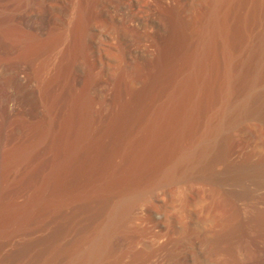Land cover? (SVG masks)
Instances as JSON below:
<instances>
[{
    "label": "bare ground",
    "instance_id": "bare-ground-1",
    "mask_svg": "<svg viewBox=\"0 0 264 264\" xmlns=\"http://www.w3.org/2000/svg\"><path fill=\"white\" fill-rule=\"evenodd\" d=\"M99 1L79 8L70 0H32L35 39L50 28L66 31L41 81L63 70L62 82L72 86L66 93L50 82L38 88L40 131L34 128L29 142L22 137L21 145L10 143L7 157L1 145L12 117L35 112L37 104L27 71L2 52L0 10V67L11 71L0 89H12L16 100L14 109L0 107V264H145L162 251L188 264L183 250L174 249L180 239L157 242L151 251L132 245L125 249L129 261L116 250L122 238L136 242L151 233L131 223L167 193H175L179 209L188 213L200 194L202 210L217 218L218 229L205 233L187 225L181 241L193 248L191 264L218 252L233 257L232 264H248L237 260L234 245L250 233L264 239V154L252 161L240 152L234 162L228 148L240 128L264 126V0H207L198 21L185 12L184 0H131L145 13L149 49L130 64L121 47L109 105L90 95L94 63L78 86L74 57L65 52L70 37L78 47L86 43L89 24L100 20ZM113 1L111 21L129 14L122 9L125 0ZM4 191L8 203L1 201ZM245 198L252 202L248 211ZM258 246L251 264H264V246Z\"/></svg>",
    "mask_w": 264,
    "mask_h": 264
},
{
    "label": "rangeland",
    "instance_id": "rangeland-1",
    "mask_svg": "<svg viewBox=\"0 0 264 264\" xmlns=\"http://www.w3.org/2000/svg\"><path fill=\"white\" fill-rule=\"evenodd\" d=\"M4 1L5 0H1V4H0V10L2 11L1 20L3 18L5 20V22H3L4 20L1 21V25H2L1 32L3 35V37L1 36L2 37L1 43L6 45L5 48H4V45L2 46V48L4 49V50L2 49V52L4 55L7 53L5 56H7L8 53H10L12 56L9 54L6 58L10 60L12 59L16 62L18 61L19 63L18 62L17 63L21 67H23L25 71H27V73L30 76L29 86L31 84L33 85V86L31 85L30 88L31 89L33 88L32 90L34 91V94L36 95L35 96L33 94V99H34L35 104H37L35 112L32 113L31 111L29 113V111L27 112L24 110L20 114V116L17 114L18 116L14 115L12 117L11 119L12 125L5 138L6 139L5 142H3L1 145L2 151L5 152V155L7 157V155L10 154L8 151H9V148H11L10 145L12 144V142H18L21 145V142L23 141L22 139L24 138L26 140L29 139L28 140L29 142L30 140H32V138L30 139L31 135L33 137V134L36 130L40 131V128H41L40 126L41 124L39 125L40 120L38 119L36 120V118H40V116H42L43 107L41 106V101L39 100V97H38V92H37L38 88L43 91L45 88L43 86H45L46 83L48 84L50 82L52 84L53 83L59 84L62 87H64L63 89H64V92L66 93L71 88L72 85L68 84V82H64V81L62 82V79H63L62 77L65 78V75H62V73L65 74L64 72H66V71L63 72V70L57 71L59 76L55 75L53 79L49 80V82L43 83V81H41L42 74L45 71L44 64L46 62H49L50 60L54 61L53 58L56 55V52H58V50L60 49V46L62 43L61 36H65L64 35L65 33L63 32L65 30L59 29V28H53V29L50 28L47 30V34L43 36L44 38L42 37L40 39L38 38L35 39V36H33L34 35L33 31L36 25L37 16H36V11H35L36 10L35 5L32 3V0H6L7 2L6 1L4 2ZM100 1L97 2L95 6V10L97 12L96 15L100 18V20L98 21L92 20L91 23L89 24L88 30H86L85 34L83 35L84 42H86L87 44L84 43L82 44L81 47H78L74 44V38L70 37L68 41V47H67L69 49H67V51L65 50V52L68 54V56L72 55L74 57V62H73V65L71 66V69L73 68L72 75L75 76L79 80L78 86L86 81V78H88V75H89V64L94 63L93 65L95 66V71H94L93 80H91L90 95L93 98H95L96 96V98L99 97L98 99H104L106 102V105H109L110 97L107 95V92L117 74L118 69L121 66V60L119 59V55L121 54L120 53L121 47L124 48L127 60L131 64L132 62H134L135 59L142 58L146 54L147 50L149 49V41H148L146 33L144 32V29L146 27L145 26L146 22H144L143 17H145V13L140 12L138 6L133 1L125 0V4H123L122 9L129 10L128 11L129 14L126 15L125 17L120 15L116 17L114 21H111L110 15L108 13V9L115 8V1L113 0H110L108 2H104L102 0ZM184 1L186 2L185 7H184L185 12L188 15L190 14L189 15L190 17L191 15L192 17L194 16L193 18H195V20L197 19L198 21L200 19V16H202V13H199V11L203 12L202 4L203 3L205 4L207 0H184ZM70 2L72 1L70 0ZM81 2L86 4L87 0H76L75 3L72 2L71 4L75 5L76 3H78L77 5L80 8V6L82 7L85 6V4L81 5ZM7 4H9V6ZM119 12L120 11H118V13ZM150 28L151 27L149 25L148 29ZM54 29H56V31ZM61 33H63V35H61ZM3 38L5 39V42ZM70 39L73 41H70ZM70 47L71 49L73 48L75 49L71 50ZM74 51H75V55H73ZM77 53L78 54L80 53L78 58H76ZM83 55L85 56L83 57ZM130 64L128 65V67H131ZM58 68H60V66ZM63 68L67 69V66L62 67V69ZM10 72H11L10 68L8 69V67L6 66L0 67V74H1L0 88H2L3 83H4L2 76L5 75L6 73L9 74ZM69 83H72V81H70ZM66 86H68V88ZM9 92H12V89L9 88L7 91H2L0 89V107L3 109H5V107L9 109L11 107L13 109L15 108V105H16L15 97L10 96ZM36 112L38 115H36ZM33 117H35V120ZM33 121L34 122L37 121L38 123L35 122L36 124L35 125ZM30 122L31 123L33 122L34 126L31 125ZM34 128H36V130ZM22 134L25 137L22 136ZM16 137L18 138L16 139ZM235 139L237 140H233V142L229 145L230 147L233 144L232 148H228L229 150L231 149L230 158H232L233 161L234 159H236V161L234 162H238L240 160V159L238 160V158L240 157L237 154L240 152L244 153L246 156H249L250 158L249 157L248 158L252 159V161L256 160L255 156H258L261 153L264 154L263 153L264 151V126L263 125L258 126V124H250L244 128H240L236 132ZM6 143H8V145H6ZM0 163H1V158H0ZM3 171H4L3 172V176H4V174L6 175L5 167ZM1 195H3V197L1 196L2 203H5L6 200H8L6 202L8 203L9 198H10L9 192L4 191V193H2ZM175 195H176L175 193L174 194L167 193L165 196L166 198L162 200L159 199V200L153 201L152 203L148 205L147 207L148 211L142 214L140 218H136L132 221L131 225H133V227L130 226L131 228H137L138 230H142L145 228L146 229L151 228L150 234L144 233L145 235H143V237L141 234V237H139V239L138 237L136 238V240H138L136 241L137 243L135 242L134 239L133 241L131 239L123 240V238L121 239V242L124 241L123 243H121L120 240L116 242V250L117 251L119 250L118 251L119 253L122 251L124 255H126L125 256L126 260L129 261L130 259H132V254L130 255L129 253L130 251H127L132 248L131 247L132 245L134 247L139 245L138 247H140V249L144 248L143 250L147 249V251H151L154 249V247L161 245V243L168 244L167 242L166 243L164 242L165 239H166L165 241H168L169 243L172 241H175L176 239H180L174 242L175 243L174 249L176 247H178L176 248L178 249V251H181L182 249L183 251L181 252L183 254L184 261H186V263L188 264H191L192 263L191 261L194 259L193 257H195L192 254L193 248L191 247L190 244L188 243L183 244L184 241H181L182 240L181 237L183 236L187 225H190L193 228L198 229V231L203 232V233L208 232L211 228H212L211 230L218 229L219 224L217 222V218L215 214L212 213L209 215V213L207 214V212L205 213V211L202 210L201 205L204 203V200L202 196H200V194H197V196L193 200L191 204V208H190L191 209L190 213L179 209L178 202H177ZM262 195H264V191ZM171 198H174V199H171ZM241 201H242L241 204L245 210H247L246 208H248V210L251 209L252 202L250 201L249 198L247 199L245 198V200L242 199ZM153 205L155 207H153ZM157 205H158V208H157ZM176 210L182 211L183 213L179 211L177 212ZM181 214H184V215H181ZM144 215H146V217ZM92 224L93 223L89 222L88 226H90L91 228ZM215 226H218V227L215 228ZM169 238L171 240L172 239L174 240L171 241ZM160 239L162 242L160 241ZM237 242L238 243L234 245L236 258L237 257L239 258V259L237 258V260H239L240 262L248 263V264L249 263L251 264L255 260H257L258 255H259L258 245L264 246V239L260 238L259 236L253 233L247 234L244 238L240 239ZM130 243L132 244L130 245ZM180 246L181 247L183 246V247L181 248ZM218 253H216L218 255L213 254L210 256L205 255V254L200 255L199 259H200V262L202 261L201 264H232V261L234 260L233 257L230 258L229 256H225L226 254H223L220 252ZM167 255H168L167 251L166 252L162 251L158 254L157 257H155V260L154 259L152 260L153 262L151 261L152 263L147 262L145 264H154V263L160 264L159 262H161V264H177V261L176 259H174V257H172L171 255H169L171 257L169 256L167 257Z\"/></svg>",
    "mask_w": 264,
    "mask_h": 264
}]
</instances>
